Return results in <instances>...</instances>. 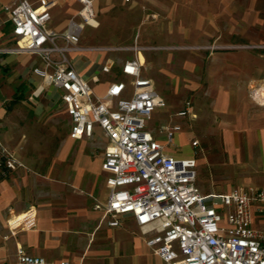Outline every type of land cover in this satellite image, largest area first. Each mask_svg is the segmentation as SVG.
<instances>
[{"label": "crops", "instance_id": "0c3cea01", "mask_svg": "<svg viewBox=\"0 0 264 264\" xmlns=\"http://www.w3.org/2000/svg\"><path fill=\"white\" fill-rule=\"evenodd\" d=\"M13 1L0 0L1 49H11L16 43L5 10ZM30 1L36 6L42 2ZM56 1L51 26L61 31L69 18L63 16L61 2ZM117 4L146 9L145 18L159 23L163 31L159 44L215 47L210 52L192 54L187 50L180 55L184 90L203 87L212 106L209 113L216 119L210 126L215 125L224 145L226 167L220 174L227 180L204 178L198 159L201 191L228 192L233 188L231 175L264 187V0H118ZM95 6L97 13L98 2ZM141 21L139 18L137 24ZM95 56L91 50L74 54L77 69L96 91L102 79L92 81ZM37 65L40 60L32 54L0 52V140L13 150L20 143L23 149L17 152L26 165L6 176L0 174V264H16L19 245L49 261L165 264L147 246L132 215H125L120 226L112 227L104 220V212L94 207L95 198L105 202L109 192L108 173L102 168L108 140L99 126L91 137L70 136L71 120L61 92L33 73ZM200 74L203 84L195 87L194 79L200 84ZM101 75L106 91L111 81ZM41 86L44 89L35 93ZM253 88H257L254 98ZM40 110H46V119L42 124L32 123L30 117ZM196 114L202 115L199 110ZM150 127L156 130L151 122ZM181 127L176 136L188 133L193 137L192 129ZM37 141L44 146L35 148L33 142ZM191 143L192 139L193 149ZM27 211L36 214L35 227L6 237L8 220Z\"/></svg>", "mask_w": 264, "mask_h": 264}, {"label": "built area", "instance_id": "2783aa9c", "mask_svg": "<svg viewBox=\"0 0 264 264\" xmlns=\"http://www.w3.org/2000/svg\"><path fill=\"white\" fill-rule=\"evenodd\" d=\"M56 0H14L5 7L13 25L16 45L9 50L39 58L33 73L47 86L61 92V101L71 120L70 136L91 137L99 126L108 143L102 168L108 173L109 188L105 202L95 208L104 212L112 227L132 215L147 246L165 264H264V187L237 186L228 192L203 193L198 185L199 141L191 145L193 154L181 156L170 146L182 127L161 124L150 127L157 109L166 101L154 81L144 74L143 50L136 40L132 47H84L81 36L86 25L97 24L96 0H79L81 21L68 20L65 29L51 26ZM129 1V0H126ZM214 49L215 47H208ZM116 52L133 50L134 56L121 65L127 80L111 81L98 94L77 69L74 54L82 51ZM114 61L106 58L101 72L111 71ZM92 81L99 82L98 74ZM43 86L35 93L42 91ZM257 88L251 90L256 96ZM192 105L187 102L177 116L185 117ZM25 163L0 140V174L6 176ZM36 225V214L27 211L8 220L9 235ZM16 264H77L69 259L49 261L29 254L23 246L16 249Z\"/></svg>", "mask_w": 264, "mask_h": 264}, {"label": "rangeland", "instance_id": "374dc122", "mask_svg": "<svg viewBox=\"0 0 264 264\" xmlns=\"http://www.w3.org/2000/svg\"><path fill=\"white\" fill-rule=\"evenodd\" d=\"M63 6V16L65 18L75 17L78 21H81L79 16V11L81 10V3L79 0H59ZM58 1H56L57 3ZM98 2L97 7V17L98 26L94 27L92 25H86L81 36V45L84 47H98V46H124L132 47L135 45L136 40H138L139 45L147 47L143 50L142 56L145 62L144 74L148 77L154 79L156 84V89L164 97L166 101V107L157 109L153 118L150 121L155 129H158L161 124H179L183 128H190L194 132L193 137L187 133L185 137L176 136L173 144L170 146L171 149L178 148L177 151L181 156H190L193 154V149L190 148V141H199V146L194 149L197 153L198 159L202 162L200 169H202V174L204 178L213 181L214 179L220 181H226L224 175L220 172L224 167L223 163L225 158L223 157L224 145L221 141V136L214 126H210L211 123L215 122L216 119L210 115L212 106L210 101L206 100V95L203 94V84L204 78L201 75V82L199 84L198 79H194V86H199L192 91L184 90L185 80H183L181 58L180 55L187 50L191 51L192 54H197L203 50L212 51V48L203 49L208 47L200 46H189V45H165L159 44V36H162L163 31L160 30L161 26L159 23L151 22L148 18H145L144 14L146 9L139 6L140 8H125L118 6V0H96ZM96 7V6H95ZM53 13V11H52ZM139 18L142 21L139 23ZM97 24H95L96 26ZM163 41V40H162ZM16 45V43H14ZM15 47V46H14ZM95 63L91 70L96 72L91 75L98 74L100 83L96 84V92L98 94H103L105 91L104 78L101 75V63L105 59L111 58L114 61V65L110 72L104 73L107 81L115 80H127L121 73V65L123 61L127 58L134 56L133 50L116 51V52H95ZM142 58V59H143ZM156 65L155 69L152 66ZM156 74V77L153 76ZM196 77V75H195ZM203 86V85H202ZM195 89V88H194ZM199 93L197 94V92ZM187 102L192 105L190 113L185 117L177 116V113L184 110L187 106ZM60 100H57V104ZM197 108V109H196ZM201 112V116L196 114V111ZM210 112V113H209ZM46 110L40 113L32 114L30 117L32 123L37 124L38 122L42 124L47 117ZM30 121V122H31ZM206 129L208 130L206 132ZM216 130V131H214ZM20 144V143H19ZM17 144V150L12 151H22L23 146ZM45 143L43 142H33V146L36 148H42ZM19 157V155H18ZM20 158V157H19ZM220 176V177H219ZM255 175H253V178ZM218 178V179H217ZM239 178L235 175H231V186H260L257 182H252L247 184V182H240ZM224 185V183H223ZM95 198V204L97 202ZM5 264H8L5 262Z\"/></svg>", "mask_w": 264, "mask_h": 264}, {"label": "bare ground", "instance_id": "6f19581e", "mask_svg": "<svg viewBox=\"0 0 264 264\" xmlns=\"http://www.w3.org/2000/svg\"><path fill=\"white\" fill-rule=\"evenodd\" d=\"M140 56V58H141V60H142V53L139 55ZM143 61V60H142Z\"/></svg>", "mask_w": 264, "mask_h": 264}]
</instances>
